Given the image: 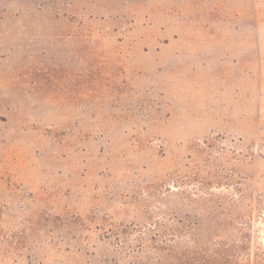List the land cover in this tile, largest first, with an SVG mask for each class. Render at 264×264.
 Instances as JSON below:
<instances>
[{
    "label": "rangeland",
    "instance_id": "374dc122",
    "mask_svg": "<svg viewBox=\"0 0 264 264\" xmlns=\"http://www.w3.org/2000/svg\"><path fill=\"white\" fill-rule=\"evenodd\" d=\"M207 209L264 253V0H0V264Z\"/></svg>",
    "mask_w": 264,
    "mask_h": 264
},
{
    "label": "trees",
    "instance_id": "16d2710c",
    "mask_svg": "<svg viewBox=\"0 0 264 264\" xmlns=\"http://www.w3.org/2000/svg\"><path fill=\"white\" fill-rule=\"evenodd\" d=\"M202 218L191 225H150L137 244L120 242V259L111 264H264L263 251H253L251 233L235 209H207Z\"/></svg>",
    "mask_w": 264,
    "mask_h": 264
}]
</instances>
